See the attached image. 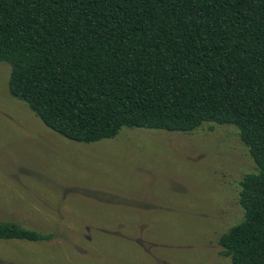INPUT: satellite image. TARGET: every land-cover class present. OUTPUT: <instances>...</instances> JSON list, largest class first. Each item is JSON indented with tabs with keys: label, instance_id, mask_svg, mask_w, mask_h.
Returning a JSON list of instances; mask_svg holds the SVG:
<instances>
[{
	"label": "trees",
	"instance_id": "trees-1",
	"mask_svg": "<svg viewBox=\"0 0 264 264\" xmlns=\"http://www.w3.org/2000/svg\"><path fill=\"white\" fill-rule=\"evenodd\" d=\"M0 61L10 93L79 142L237 126L257 172L221 244L233 264H264V0H0ZM48 238L0 221V239Z\"/></svg>",
	"mask_w": 264,
	"mask_h": 264
},
{
	"label": "rangeland",
	"instance_id": "rangeland-1",
	"mask_svg": "<svg viewBox=\"0 0 264 264\" xmlns=\"http://www.w3.org/2000/svg\"><path fill=\"white\" fill-rule=\"evenodd\" d=\"M10 74L0 61V221L49 238L0 239V264H233L221 236L257 172L237 126L79 142L13 96Z\"/></svg>",
	"mask_w": 264,
	"mask_h": 264
}]
</instances>
